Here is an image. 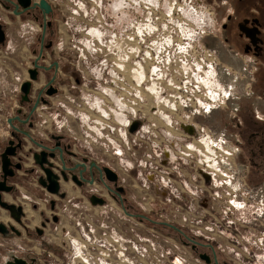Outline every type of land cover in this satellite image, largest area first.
Instances as JSON below:
<instances>
[{
  "label": "rangeland",
  "instance_id": "obj_1",
  "mask_svg": "<svg viewBox=\"0 0 264 264\" xmlns=\"http://www.w3.org/2000/svg\"><path fill=\"white\" fill-rule=\"evenodd\" d=\"M49 1L54 9L51 20L56 26L53 56H56L64 64H69V61L74 62L75 60L76 67L81 69L80 79L82 82L78 86L80 92L77 93L72 92V90H78V87H69V84L67 85L69 83V73L63 71V74H61L62 87L65 90L53 99L55 103V109L53 110H56L55 112L63 110V118L59 117L60 125L64 124L63 128L65 131L79 139V141L77 140V145L89 148L96 145L98 158L104 159L119 173L122 183L127 187L129 198L139 205L141 209L150 213L149 216L186 227L187 221L185 219L187 213L184 210L186 206L178 202L182 201L185 203L187 198L185 199L182 196L176 202L178 204H173V201L157 194L156 184L148 180V176L154 174L158 165L154 142L157 138L154 135L156 127L152 123L158 125L162 124V122L151 113L147 117L146 123L150 125L149 127L146 125L150 132L141 131L134 134L128 132V136L125 138L124 128L122 132H119V126H116L118 119H123L122 117L116 118L115 116L112 119H106L98 114V109H94L93 86L91 83L93 59L98 55L102 58L105 57V51L96 55L94 48L100 47L104 50L110 45L112 32L119 34L126 30L132 17L140 12L138 0ZM205 1L215 9L217 18L216 32L220 36L222 23L229 14H235L240 2L239 0ZM7 16L6 10L0 7V20L6 19L9 22ZM8 29L7 42L0 47V175L1 150L6 145L10 131L7 120L15 112L16 106L19 105L20 87L22 82L28 78L27 68L30 65L31 54L26 53L25 50L35 40V36L40 32V26L31 20L17 19L14 24L11 23L9 25ZM217 38H206V44L211 48L221 50L220 74L225 77L226 82H233L235 78L239 79L238 90L235 91V94L237 92L238 96H242L241 104L243 103L246 106L250 101L254 100V98L246 97V91H250L252 85V80L249 78L251 76L253 78V75L242 68L241 59L244 56L241 55L242 57L240 58L235 55H229L224 50L223 43ZM227 67H231L229 68L230 75L224 73ZM244 75L246 77H243ZM43 82L44 78L42 77L35 83V88H38ZM64 82L67 86L63 84ZM71 84H75V82ZM237 101L234 97L225 108L197 120L200 124L211 128L217 134L224 135L232 148L235 147V138H237L236 130L233 126L235 122L233 120L235 112L233 108ZM106 102L99 103L101 107L109 111L108 105L110 104ZM78 103H80V107L75 108L73 104L78 106ZM62 104L66 105L63 107ZM95 105L97 106L98 102ZM148 106L150 107L151 104ZM42 111L45 112L46 109H42ZM51 119L52 116L50 117ZM95 120L100 122L96 125ZM100 126L106 127L101 128ZM167 129L170 130L168 127ZM177 136L179 137L178 134ZM82 146H80L81 150L84 148ZM166 166L160 167L166 170L163 174L167 180L170 177V173H173L171 170L174 169V166L169 164ZM189 166H192L193 170L189 169ZM201 166L203 165L198 156L194 158L192 163L188 161L183 163V160L178 162L176 171L180 178L188 180V183L192 180L193 185H202V188L206 187L205 189L208 190L210 188L213 189L214 181L211 179V181L208 180L206 183L201 182L202 177L200 178V175L202 173L200 169L203 168ZM170 168L173 169L170 170ZM216 176L223 175L218 174ZM20 177H24V175L20 174ZM215 182L218 185L210 192L215 191L216 195H218L217 192L221 191L220 185L223 183H220L219 177H217ZM17 185L19 187L17 190L21 191L19 194L20 199L27 204L25 207L29 220H25V222L29 227L26 229L16 224L17 229L22 232L21 236H17L13 232L8 234L0 233V264H7L9 261H13L14 258H23L34 264H73L71 259L74 248L71 240H77L79 236L83 237V239L85 238L83 233H81V227H84L86 229L85 233L89 234V228H95V233L101 239L112 233L119 236L124 235L127 239H130L131 242L128 241L126 244L129 246L128 253L133 260V264H189L188 249L171 236L169 229L165 230L166 228L162 227V231H159L148 221H140L137 218L125 215L112 200L103 206L94 207L91 203L84 202L81 197L73 198L74 194H72L71 201H66V209H64L61 201L57 198L59 206L54 213L59 217V221L54 223L52 222L53 212L47 202L51 197L41 194L42 191L37 181L29 179L26 182H18ZM225 187L226 197L231 198L235 191L234 187ZM205 189H202L203 192L201 193L197 192L198 189L192 188L196 201L195 207H199L197 205H200L199 202L207 194L208 191L204 192ZM5 195L9 197V201L14 199L11 194ZM22 195L25 197H22ZM211 196V203L213 202L216 210H220L222 207L219 200L220 192L218 196L214 194ZM33 200L38 201V210H33L31 205ZM186 203L188 202L186 201ZM181 206L184 208H181ZM228 206L234 207L230 203ZM257 206L263 207L260 204ZM81 211H84V213H80ZM215 217L217 219L208 215V218H211L213 222H218V224H221L220 222L225 223L222 219L223 217L226 220H230L229 222L234 221V223H230L229 227L228 222L224 224V227H218L219 231L215 232L221 235L219 237L216 236V238L224 242V244L226 243V246L230 247V249L234 247L240 248V258L234 257L228 252L236 260V264H264V215L251 214L250 208L246 207L240 211L235 210L234 213L228 215L223 213L216 214ZM254 217H257V219H254ZM0 219L8 227L11 221L14 222L9 212L1 206ZM48 219L51 222H48ZM255 222L257 224L261 223L260 227L256 226ZM239 223L247 226L239 225ZM38 228L41 230V234L37 233ZM235 239H239L242 244L236 243ZM152 243L156 246L157 252L159 250L158 254L156 250L152 249ZM66 254L68 257H66ZM57 258L65 259V261L70 259V263H65Z\"/></svg>",
  "mask_w": 264,
  "mask_h": 264
},
{
  "label": "flooded vegetation",
  "instance_id": "obj_2",
  "mask_svg": "<svg viewBox=\"0 0 264 264\" xmlns=\"http://www.w3.org/2000/svg\"><path fill=\"white\" fill-rule=\"evenodd\" d=\"M47 1L51 6V11L45 14L43 9L34 5L40 0H30L29 2L28 0H0V7L6 10L9 20V22L6 19L0 20L1 29L5 34L4 40L0 42V47L7 42L9 25L14 24L17 19L31 20L40 26V32L35 36V40L25 50L26 53L31 54L30 65L27 68L28 78L23 81H31L28 99L22 100L21 91L19 105L9 117L12 119V124L8 123L9 137L1 150V154L7 149L11 151L9 159L12 175L7 176L6 179V185L10 186L11 190L2 192V199L12 205L10 209H5L14 220L9 225V233L13 232L17 236L22 235L16 224L26 229L29 227L25 222V220H29L25 207L27 204L19 197L21 191L17 190L19 188L17 183L33 179L39 184L41 194L51 197L47 202L53 212L52 222L54 223L59 221V217L54 213L59 206L57 198L61 201L64 209H66V201H71L72 194H74L73 198L81 197L84 202H89L94 207L103 206L112 200L125 215L140 221H148L159 231H162V227L166 228L165 230L169 229L171 236L188 249L189 264H236V260L229 253L240 258V248L230 249L226 243L224 244L216 238V236H221L216 233L219 231L218 227H224L227 222L229 227L230 223H234V221L229 222L230 220L223 217L225 223L218 224L208 218V215L217 219L216 214L228 215L246 207L250 208L251 214L264 215V0H239L240 3L235 14H229L222 23L220 36L217 32L211 36L218 37L217 39L223 43L224 50L229 55L240 58L244 56L241 59L242 68L253 75V78H250L252 85L250 84V91H246V97L254 98V100L245 106L243 103L241 104L242 96L239 95L236 97L238 101L235 103L233 126L237 138H235L234 177L236 184L233 188L235 189L234 194L231 198H227L226 187L221 186V191H218L217 194L219 195V192L221 194L219 200L222 207L220 210H216L210 200L212 194L218 196L215 191L210 192L214 188L209 187L210 190H208L205 189L206 187L202 188V185H193L192 180L190 183L188 180H182L176 171L177 161H167V164L174 166V169L170 168V170L173 169L171 170L173 173H170L167 180L163 174L166 170L160 167L161 159L157 160L158 165L154 174L148 177L149 182L156 184V193L173 201V204L178 202L182 196L187 198L188 203L186 201L185 203L178 202L186 206L184 209L187 213L186 227L168 222L176 228L165 225L164 222L167 221L153 218L149 216L150 213L141 209L129 198L127 187L122 183L119 173L104 159L98 158L96 145L90 148L77 145L79 139L66 132L63 128L64 124L60 125L59 117L63 118V110L58 112L53 110L55 109L53 99L65 90L62 87L61 74L63 71L69 73L67 85L77 88L82 82L80 79L81 69L76 67L75 60L64 64L56 56H53L56 26L51 20L54 13L53 6L49 0ZM216 50L222 59L221 50ZM102 59L99 55L93 59L91 83L94 109L97 108L95 103L99 99L98 89L105 83L106 72ZM31 70H36L35 79L31 78ZM42 77L44 82L35 88V83ZM72 82L75 84H71ZM238 82L237 78L235 90H238ZM63 84L67 86L65 82ZM72 92H80V88L78 87V90L74 89ZM73 101L75 100L73 99ZM65 105L62 104L63 107ZM73 106L79 108L80 103L78 106L77 104H73ZM42 109H46V111L43 112ZM134 123H136V128L131 131ZM95 124H98L96 120ZM141 125V122L138 121L129 124L126 127L125 138H127L128 132L134 134L139 131ZM100 132L102 133V131ZM80 146L84 147L83 150ZM105 168L113 170L117 174V180H110ZM188 168L193 170L192 166ZM20 174H23L24 177H20ZM3 180L1 168L0 181ZM206 181L208 182L207 178L201 182L206 183ZM192 188L198 189L197 192L201 193L202 189H205L204 192L208 191L204 198L202 196L203 200L199 202L200 205L196 204L199 207H195L196 201ZM55 189L57 191H54ZM5 194H11L14 199L9 201V197ZM22 197L25 196L22 195ZM100 201L103 203H98ZM229 203L234 207L228 206ZM37 204L38 201L33 200L31 204L33 210L39 209ZM258 204L263 207L257 206ZM181 208L184 207L181 206ZM80 213H84V211ZM143 215L147 218H143ZM47 221L51 222L49 219ZM254 224L258 227L261 225L256 222ZM239 225L245 226L246 224L239 223ZM11 227H14L18 233L12 231ZM81 230L85 231L86 229L81 227ZM37 233H42L39 228ZM235 242L242 244L239 239H235Z\"/></svg>",
  "mask_w": 264,
  "mask_h": 264
},
{
  "label": "built area",
  "instance_id": "obj_3",
  "mask_svg": "<svg viewBox=\"0 0 264 264\" xmlns=\"http://www.w3.org/2000/svg\"><path fill=\"white\" fill-rule=\"evenodd\" d=\"M138 6L140 12L126 30L112 32L110 45L104 50L94 48L96 55L105 51L102 63L106 75L98 89V114L106 119L122 117L116 126L119 132L124 128L126 134V127L134 121L142 124L137 133L150 132L146 123L152 113L162 122L152 123L160 166L167 167V161L192 163L199 156L202 180L211 179L216 187L219 177L220 186L234 187L235 147L224 135L197 121L238 97L237 78L225 81L220 74L221 58L205 41L216 32L214 7L205 0H138ZM229 68L224 72L227 75L231 74ZM103 101L110 104V112L101 107ZM206 141L210 145H205ZM89 230L90 234L81 230L84 239L71 240L73 264H133L126 244L130 239L115 233L101 239L95 228ZM58 260L70 263V259Z\"/></svg>",
  "mask_w": 264,
  "mask_h": 264
},
{
  "label": "water",
  "instance_id": "obj_4",
  "mask_svg": "<svg viewBox=\"0 0 264 264\" xmlns=\"http://www.w3.org/2000/svg\"><path fill=\"white\" fill-rule=\"evenodd\" d=\"M30 0H28L29 2ZM34 5L39 6L41 9H43L44 13H49L51 11V6L48 3L47 0H40L39 3H34ZM17 13V12H16ZM4 31L1 29L0 26V42H2L4 40ZM31 78L35 79V73L36 70H31ZM30 88H31V81H25L23 82V84L21 85V91H22V100H27L28 99V94L30 92ZM8 123L12 124V119L9 118L8 119ZM136 128V123H134L131 127V131H134ZM9 154H11L10 149L5 150L2 154H1V168L3 171V176H4V180L0 181V206L5 208V209H10L12 207V205H9L6 201H4L2 199V192H9L11 190L10 186L6 185V179L7 176L12 175V171L10 169V165H11V161L9 159ZM107 176L109 177L110 180H117V174L109 169V168H105ZM54 191H57V189H55ZM94 204H96L97 202H93ZM100 204L103 203V201L98 202ZM131 216V215H130ZM143 218H147V216H142ZM56 220V218H55ZM165 225L176 228V226H174L171 223L168 222H164ZM12 231H15L18 233V231L14 228L11 227ZM10 231V227H8L5 223L0 221V233L1 234H8ZM7 264H33L31 262H28L27 260L23 259V258H14L13 261H9Z\"/></svg>",
  "mask_w": 264,
  "mask_h": 264
},
{
  "label": "bare ground",
  "instance_id": "obj_5",
  "mask_svg": "<svg viewBox=\"0 0 264 264\" xmlns=\"http://www.w3.org/2000/svg\"><path fill=\"white\" fill-rule=\"evenodd\" d=\"M207 144H210L208 141H206V144L205 145H207ZM208 147V146H207ZM209 148V147H208ZM210 156H207V158H209ZM212 167H213V164H210Z\"/></svg>",
  "mask_w": 264,
  "mask_h": 264
}]
</instances>
